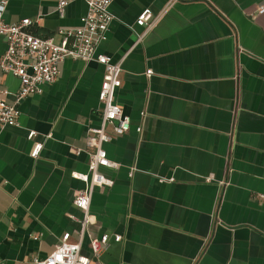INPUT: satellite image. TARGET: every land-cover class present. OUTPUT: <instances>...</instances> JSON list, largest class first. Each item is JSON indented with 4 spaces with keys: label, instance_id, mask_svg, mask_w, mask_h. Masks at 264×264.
I'll return each instance as SVG.
<instances>
[{
    "label": "crops",
    "instance_id": "obj_1",
    "mask_svg": "<svg viewBox=\"0 0 264 264\" xmlns=\"http://www.w3.org/2000/svg\"><path fill=\"white\" fill-rule=\"evenodd\" d=\"M58 1L8 0L3 21L27 18L35 35L59 42L87 6L66 0L59 16ZM263 3L112 1L97 53L121 65L114 101L130 130L103 145L118 167L99 169L113 185L94 189L89 229L122 240L90 264H264ZM147 9L155 21L146 29L135 21ZM5 50L0 38V57ZM58 70L17 104V125L0 128V264L45 259L82 217L73 198L85 185L70 174L88 171L104 67L67 58ZM18 87L0 69V98L13 104ZM30 131L42 143L37 159ZM82 252L92 258L87 239Z\"/></svg>",
    "mask_w": 264,
    "mask_h": 264
},
{
    "label": "built area",
    "instance_id": "obj_2",
    "mask_svg": "<svg viewBox=\"0 0 264 264\" xmlns=\"http://www.w3.org/2000/svg\"><path fill=\"white\" fill-rule=\"evenodd\" d=\"M112 1L83 0L87 11L80 17L78 27L60 29L57 33L61 36V40L57 42L52 36L35 35L31 31L33 23L27 18L18 23H5L3 15L6 12L8 0H0V38L6 44V50L0 57V69L19 81L13 104H8L0 98V128L17 125L19 116L17 104L28 96L41 94L43 85L52 84L58 77L59 64L65 59L93 61L104 67L98 95V101L102 105L101 124L99 128L88 129L89 135L86 140V147L93 150L89 155L88 171L70 174L72 179L79 180L85 185L73 198V206L82 215L79 220L72 217L78 222L79 227L74 231V239L70 233H64L55 249L43 260L34 259L33 264H90L92 260L99 261L112 241L118 243L122 240V237L117 234L105 233L92 236L89 229L93 224L90 204L94 189L113 185V181L102 175L99 169H117L118 167L107 158L103 145L115 137L125 135L130 130V118L114 101L115 92L122 84L121 65L112 63L109 56L97 53L99 44L107 39L109 27L113 21V15L109 10ZM66 5V0L58 1L59 16L64 15ZM256 15H264V3L257 8ZM154 21L155 18L147 9L137 17L135 25L147 29ZM151 73V70L146 71L148 76ZM2 94L6 95L7 91H2ZM137 130L140 131V128ZM35 136L34 131L27 134V139L33 141L30 151L32 159H37L42 150V143L34 141ZM47 137L50 138L51 135ZM76 153L78 154L79 150ZM129 174L131 175V172ZM256 199L263 202L264 194H257ZM86 239L92 258L82 252Z\"/></svg>",
    "mask_w": 264,
    "mask_h": 264
}]
</instances>
